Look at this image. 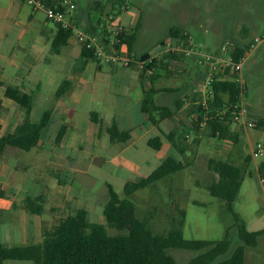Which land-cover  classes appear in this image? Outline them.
<instances>
[{
    "label": "crops",
    "instance_id": "1",
    "mask_svg": "<svg viewBox=\"0 0 264 264\" xmlns=\"http://www.w3.org/2000/svg\"><path fill=\"white\" fill-rule=\"evenodd\" d=\"M59 1L45 0L55 5ZM67 20L78 30L97 35L109 50L121 54L129 52L126 45L116 47L120 31L129 34L140 25L131 55L157 56L163 64L154 68L152 74L135 67L105 64L95 57L82 65L79 61L83 47L72 36L59 53L53 51L60 26L50 22L43 11H35L25 0H0V138L14 134L27 119L25 109L5 96L9 87L32 96L28 115L31 122L40 121L46 111L53 112L35 147L23 151L9 145L0 155V224L10 234V247L42 244L47 232L56 230L63 220L81 209L86 211L89 223L91 219L101 220L106 228L104 212L110 201L109 186L116 193L122 192V197L117 193L122 200L130 199L137 213V203L143 206L144 199L138 198L135 203V196L166 184L172 175L186 168L183 160L188 150L185 156L180 155L167 135L175 134L190 143L187 131L191 126L195 129L198 114L193 110L202 100L199 85L204 70L193 60L166 54L164 44L171 39L170 29L157 45L141 49V14L132 11V7L117 5L116 0H78L77 9L67 15ZM189 21L183 17L182 25L173 28L191 33L187 28ZM193 24L203 29L197 17ZM66 82L71 83V88L57 97ZM151 89L158 90L156 104L168 108L172 117L156 116L153 120L143 111L146 92ZM183 115L190 125L181 119ZM113 125L120 132H129L130 138L113 141L108 133ZM63 128L64 136L56 143ZM202 132L195 129L196 143ZM152 140H159L161 148L151 147ZM170 149L182 159L163 156V151ZM168 158L178 159L185 167L125 195L127 184L148 178ZM173 194L169 188L168 196ZM183 201L184 197L178 195L167 204L170 213L159 221L164 228L173 227L183 211L184 230L187 213L181 208ZM193 203L202 205L197 200ZM153 213L149 209L147 219L137 217L150 228L157 217ZM247 259L246 250L245 264Z\"/></svg>",
    "mask_w": 264,
    "mask_h": 264
},
{
    "label": "trees",
    "instance_id": "2",
    "mask_svg": "<svg viewBox=\"0 0 264 264\" xmlns=\"http://www.w3.org/2000/svg\"><path fill=\"white\" fill-rule=\"evenodd\" d=\"M101 3V0H94ZM140 28L138 25L131 33L120 34L116 47L121 45L128 47L131 54L137 39ZM184 32L179 28H171L170 38H181ZM71 37V31L60 26V31L53 43V51L59 53L61 48ZM248 46V45H247ZM237 43L235 58L238 60L243 56L248 47ZM170 55L172 58H184L183 56ZM150 55L142 56L148 59ZM94 59L92 52L83 49L80 64L84 65L87 60ZM163 60H155L148 67L159 68ZM71 83L66 82L57 91V97L64 95L70 88ZM213 102L210 103V110L223 106L224 103L236 104L240 95V89L231 81L219 80L213 85ZM158 90L151 89L146 92L142 109L153 120L156 116L159 119L172 117L171 111L155 102V94ZM5 96L13 100L17 105L25 109L26 121L17 128L14 134L0 138V155L6 146H14L23 151H30L35 147L44 129L52 120L53 112L46 111L38 122H31L28 118L32 109V96L22 95L17 88H7ZM198 114V121L194 123L198 131L199 121L203 119V109L194 107ZM94 115V114H93ZM211 115L215 116V112ZM264 127V120L259 128ZM63 128L56 138L60 143L64 136ZM111 139L127 141L130 138L129 132H120L116 125L108 129ZM206 135L220 141L238 142V134L231 130L228 119L214 118L207 122ZM179 154L185 156L188 150L185 141L181 142L175 134L167 135ZM185 140V139H184ZM154 149L161 148L159 140L149 142ZM250 161L248 160L247 163ZM185 166L176 158H168L148 178L139 183H129L125 187V195H131L136 189L145 187L153 182L161 180ZM208 169L213 174V179L207 184L206 189L212 197L224 202L225 211L232 217V227L237 229L240 244L232 254L230 228H227L225 237L219 241L210 240H188L183 234L185 213L175 220L172 229L166 235L154 234L148 225L137 217L136 206L130 199L122 200L112 186H109L110 201L106 206L104 215L107 226L121 232L117 235H108L103 224L89 223L86 211L81 209L63 220L53 232H47L42 244H30L25 246H7L0 244V264L8 261H24L29 264H178L177 261L167 253L169 249H184L197 252L187 264H245L247 248H254L258 245L259 237L264 230L249 231L243 218L235 211L234 204L245 179L244 167L237 166L225 159L212 158L208 162ZM264 169V163L261 164Z\"/></svg>",
    "mask_w": 264,
    "mask_h": 264
},
{
    "label": "rangeland",
    "instance_id": "3",
    "mask_svg": "<svg viewBox=\"0 0 264 264\" xmlns=\"http://www.w3.org/2000/svg\"><path fill=\"white\" fill-rule=\"evenodd\" d=\"M116 1L117 5L132 7V11L141 14L142 39L139 43L141 49H150L152 44L157 45L161 39L166 38L169 29L182 25L183 17L191 19L187 28L191 31L196 43L209 52H215L217 47L220 48L229 40L246 47L254 38H258L260 42L257 48L250 53L245 63L244 79L247 83L246 102L251 108V113L264 118V0ZM196 17L203 29L194 26L193 19ZM39 107L36 106V108ZM185 117L183 115L181 119L190 125ZM231 130L238 134L239 140L236 143L210 138L206 135V130L201 133L202 138L196 143L195 129L191 126V130L187 131L190 143H185L188 148L186 159L183 160L186 168L172 175L166 184L161 183L156 189H150L135 196L133 200L135 203L139 202L138 198L144 199L143 206L137 203V216L140 219H147L146 212L149 209L157 214L150 227L154 234L164 235L172 229L167 225L164 228L159 221L162 215L170 213L167 204H171L174 196L179 195L185 199L181 202V208L187 213L184 237L188 240L219 241L225 237L227 228H230L232 244L229 254L234 252L240 241L237 229L232 227L233 219L225 211L224 202L212 197L206 189L207 184L213 179V174L208 169L211 158L225 159L244 167L245 179L234 209L247 221L248 230H264V190L257 176V167L264 163V156L256 160L251 158L253 147L258 143L264 144V127L256 130H238L232 126ZM177 138L181 142L185 141L183 137L177 136ZM162 154L182 159L174 149L164 150ZM248 160L249 163H247ZM169 188H172L174 196H168ZM117 193L121 197L124 196L122 192L117 191ZM193 200L199 201L202 205H195ZM90 222L100 224L101 220L91 219ZM106 229L108 235L121 233L108 226ZM0 243L12 245L10 234L6 231L4 224H0ZM167 253L178 264H187L198 254L184 249H169ZM247 258V264H264V234L259 237L256 247L247 248ZM6 264L25 263L7 262Z\"/></svg>",
    "mask_w": 264,
    "mask_h": 264
},
{
    "label": "built area",
    "instance_id": "4",
    "mask_svg": "<svg viewBox=\"0 0 264 264\" xmlns=\"http://www.w3.org/2000/svg\"><path fill=\"white\" fill-rule=\"evenodd\" d=\"M35 11H43L47 19L53 24L62 26L71 31V36L85 50L93 53L94 57L105 64L119 65L125 68L135 67L143 72L152 74L153 67H148L157 56H150L148 59L137 58L131 54H121L116 50H109L97 35L88 34L73 27L67 20V15L77 9L78 0H60L58 4H48L45 0H25ZM123 33L120 31V34ZM260 40L254 38L248 49L238 60L235 58L237 44L234 41H226L216 52H209L198 45L193 35L189 32L183 34L181 38H171L165 44L166 54L183 56L193 60L204 70V79L199 85V92L202 100L199 107L203 109V119L199 121V129L204 131L207 122L214 118L228 119L231 127L238 130H256L263 122L264 118L257 117L251 113V108L246 102L247 83L244 79V66L250 53L257 48ZM231 81L240 89V95L236 104L224 103L223 106L210 110V103L213 102V85L215 82ZM215 112V116L211 115ZM198 121V116L196 118ZM189 136H187V139ZM264 156V144H256L251 153V158L256 160ZM257 176L264 190V169L261 165L257 167Z\"/></svg>",
    "mask_w": 264,
    "mask_h": 264
}]
</instances>
